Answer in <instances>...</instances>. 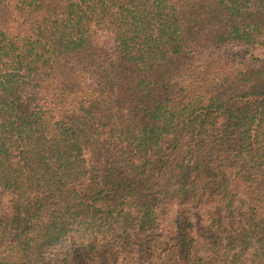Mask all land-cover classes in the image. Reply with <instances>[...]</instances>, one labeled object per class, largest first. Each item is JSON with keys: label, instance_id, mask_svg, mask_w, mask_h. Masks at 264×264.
<instances>
[{"label": "trees", "instance_id": "trees-1", "mask_svg": "<svg viewBox=\"0 0 264 264\" xmlns=\"http://www.w3.org/2000/svg\"><path fill=\"white\" fill-rule=\"evenodd\" d=\"M165 254L264 264V0H0V264Z\"/></svg>", "mask_w": 264, "mask_h": 264}, {"label": "rangeland", "instance_id": "rangeland-1", "mask_svg": "<svg viewBox=\"0 0 264 264\" xmlns=\"http://www.w3.org/2000/svg\"><path fill=\"white\" fill-rule=\"evenodd\" d=\"M234 52H236L239 55H242L244 52V47L237 46L233 49ZM175 227V220L173 216H169L164 219L163 221V229H164V235L166 236V239H168L169 235L172 234ZM204 246V243H202L200 240L196 241V249L200 250ZM49 255V253H48ZM172 258L170 254H165L162 259L158 261V264H171Z\"/></svg>", "mask_w": 264, "mask_h": 264}]
</instances>
